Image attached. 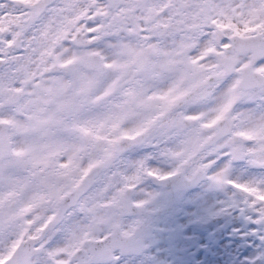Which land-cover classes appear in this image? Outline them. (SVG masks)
I'll return each mask as SVG.
<instances>
[{
    "label": "snow or ice",
    "instance_id": "obj_1",
    "mask_svg": "<svg viewBox=\"0 0 264 264\" xmlns=\"http://www.w3.org/2000/svg\"><path fill=\"white\" fill-rule=\"evenodd\" d=\"M186 173L264 228V0H0V264H121Z\"/></svg>",
    "mask_w": 264,
    "mask_h": 264
},
{
    "label": "flooded vegetation",
    "instance_id": "obj_2",
    "mask_svg": "<svg viewBox=\"0 0 264 264\" xmlns=\"http://www.w3.org/2000/svg\"><path fill=\"white\" fill-rule=\"evenodd\" d=\"M151 152L142 147L132 156L140 159ZM149 163L162 173L175 166L164 157ZM240 175L237 166L233 176ZM233 192L191 173L163 182L147 180L133 199L151 193V202L124 218L125 229L139 224L121 264H264V228L234 203Z\"/></svg>",
    "mask_w": 264,
    "mask_h": 264
}]
</instances>
